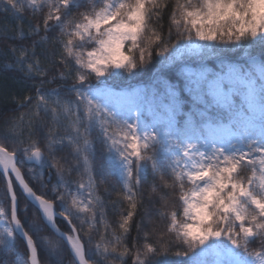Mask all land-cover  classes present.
I'll list each match as a JSON object with an SVG mask.
<instances>
[{
  "label": "snow or ice",
  "instance_id": "1",
  "mask_svg": "<svg viewBox=\"0 0 264 264\" xmlns=\"http://www.w3.org/2000/svg\"><path fill=\"white\" fill-rule=\"evenodd\" d=\"M25 10L42 16L17 36L39 40L10 49V66L39 77V85L19 104L32 105L29 113L0 129V177L10 200L0 205V248L13 249V264H40V246L50 264H64L62 243L73 264H127L129 257L131 264H264V0H0V11ZM57 29L56 58L45 56L42 66L36 48ZM150 67L147 82L128 83ZM62 90L74 98H62ZM41 111L50 114L44 148L36 138L45 127L37 125ZM65 144L71 163L55 155ZM33 163L27 171L43 192L25 178L22 166ZM52 170L58 179L49 188ZM66 171L80 181H65ZM97 176L100 184L116 178L128 205L115 228ZM149 176V203L158 196L159 207L145 214L142 243L143 219L129 246ZM16 185L35 210L27 227ZM57 217L68 232L56 227ZM97 225L93 258L86 243ZM44 229L58 241L37 239ZM17 239L26 259L15 251Z\"/></svg>",
  "mask_w": 264,
  "mask_h": 264
},
{
  "label": "trees",
  "instance_id": "2",
  "mask_svg": "<svg viewBox=\"0 0 264 264\" xmlns=\"http://www.w3.org/2000/svg\"><path fill=\"white\" fill-rule=\"evenodd\" d=\"M42 16V13L39 15H34L30 10H25L19 15L5 13L0 11V129L4 127V121L12 118H19L21 114L29 113L32 105L26 104L24 107H19L21 101H23L25 96H34L35 95V88L39 85V77L35 78H28L22 72L18 71L14 66V56L10 49L13 47L20 48L21 46L24 47H31L32 41L39 40L38 36H31L28 37L26 35L25 39H20L17 36L18 29H23L24 33L27 34L29 26H35ZM165 31L167 30V17L165 16ZM58 29L52 33H49V43L46 45H38L36 48V53L41 59L42 66H47V60L45 56H48L50 59H55L56 57L52 55L55 51L54 46L51 44L52 36L58 34ZM41 36L44 35L43 30L41 29ZM18 55V52H17ZM56 67L49 68V75H52L56 72ZM155 69L150 67L146 70L142 77L134 78L128 83H131L133 86L142 85L148 81L149 76L151 75L152 71ZM59 83V82H58ZM67 83H71L69 80ZM57 87L56 83L45 85V91ZM62 98L73 99L74 95L72 93L66 92L64 90L60 93ZM33 104L35 101L33 100ZM27 119V115L25 116ZM50 119V114L48 117L41 111L39 118L37 119V125L41 121L45 122V127L41 129L40 133L37 134L36 138L39 140L40 147L44 148V139L43 134L47 131V120ZM66 121H62L60 128L58 129L59 135L64 136L67 133L63 125ZM95 136V132L93 133ZM99 150V149H98ZM72 149L68 145H64L62 147L58 146L55 152L57 157H68L69 162L71 163V154ZM47 158V152H45ZM23 171L25 173V178L30 182V184L34 187L35 190L38 192H43L44 189L41 188L40 184L36 181H32L31 174L28 173L27 169L30 167H35V164H24ZM48 169H44L45 177L47 178ZM57 175L55 170H52L51 176V183L49 184V188L51 184H55L57 182ZM81 177L77 175L76 171H73L70 175L67 171L64 174V180L67 182H76L80 181ZM99 176H97L98 182V194L103 200L104 204V212L106 213L105 219L108 223L111 224L112 228L116 227V222L120 217L121 210H127V203L123 201L122 197L118 195L121 191V186L118 180L114 177H111L107 180L106 183L100 184L99 183ZM151 181V176L148 177V180L142 185V189L145 190L144 192V205L140 208L137 214L134 217V221L132 223L131 232L127 238V244L131 246L133 244V239L138 237V231L136 225L144 220L143 224L141 225L140 229V239L137 240V243H142V234L143 231L147 230L150 225L146 219H144L145 214L147 211L151 210L152 212L155 211L156 207H159V198L156 197L157 203L155 205H151L148 199V193L146 191L148 182ZM16 187L18 203H19V211L18 215L22 221L27 219V225H30L32 221L35 219V210L31 206V204L25 199V197L21 194L20 190ZM73 190L75 189V183H72ZM6 184L2 177H0V205L4 207H10L9 199H6ZM49 196L51 193H48ZM99 219V215L97 217ZM39 223V221H37ZM77 228H80L79 220H74ZM56 225L62 232H68L69 228L65 221L57 219ZM85 228L87 226H84ZM102 229L99 225H97V230L91 233V244L86 243V254L88 256H93L94 252V245L100 239V233ZM39 235H47L52 240L58 241V238L49 230L44 229L43 232L37 235V239ZM83 235V232H81ZM110 235V234H109ZM17 247L15 251L20 253H25V248L21 240L17 239L16 241ZM62 247V255L64 259V264H73V259L65 246V244H61ZM251 248L258 247V243L254 242L250 245ZM39 252V261L40 264H50V260L48 257L47 252L44 250L43 246L38 248ZM26 259V253L24 255ZM15 256L13 254V249H5L0 248V262L2 264H13ZM127 264H131V257L128 258Z\"/></svg>",
  "mask_w": 264,
  "mask_h": 264
},
{
  "label": "water",
  "instance_id": "3",
  "mask_svg": "<svg viewBox=\"0 0 264 264\" xmlns=\"http://www.w3.org/2000/svg\"><path fill=\"white\" fill-rule=\"evenodd\" d=\"M14 179V178H13ZM17 187H18V189L20 190V192H21V194L23 195V193H22V190L19 188V186L18 185H16ZM24 196V195H23ZM25 197V196H24ZM9 202H10V200H9ZM30 203V202H29ZM31 204V203H30ZM57 219H60V220H62V218H60V217H57ZM66 224H67V222H65ZM67 226H68V224H67ZM56 227H58L57 225H56ZM68 228H69V226H68ZM50 230V229H49ZM51 231V230H50ZM61 231V230H60ZM52 232V231H51ZM62 232V231H61ZM53 233V232H52ZM54 234V233H53ZM55 235V234H54ZM55 237H57L56 235H55ZM58 238V237H57ZM59 239V238H58ZM22 242V241H21ZM23 243V242H22ZM24 245V244H23ZM66 246V245H65ZM68 249V248H67ZM69 251V250H68ZM69 253H70V251H69ZM71 255V254H70Z\"/></svg>",
  "mask_w": 264,
  "mask_h": 264
}]
</instances>
